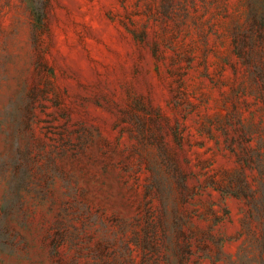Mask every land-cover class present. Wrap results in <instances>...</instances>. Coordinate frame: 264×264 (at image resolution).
I'll return each instance as SVG.
<instances>
[{
	"label": "rangeland",
	"instance_id": "rangeland-1",
	"mask_svg": "<svg viewBox=\"0 0 264 264\" xmlns=\"http://www.w3.org/2000/svg\"><path fill=\"white\" fill-rule=\"evenodd\" d=\"M0 264H264V0H0Z\"/></svg>",
	"mask_w": 264,
	"mask_h": 264
}]
</instances>
